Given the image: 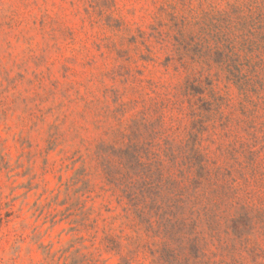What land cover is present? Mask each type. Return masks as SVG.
<instances>
[{
	"label": "clouds",
	"instance_id": "obj_1",
	"mask_svg": "<svg viewBox=\"0 0 264 264\" xmlns=\"http://www.w3.org/2000/svg\"><path fill=\"white\" fill-rule=\"evenodd\" d=\"M0 264H264V0H0Z\"/></svg>",
	"mask_w": 264,
	"mask_h": 264
}]
</instances>
